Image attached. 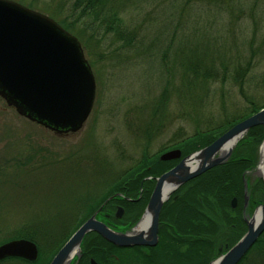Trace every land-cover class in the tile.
Wrapping results in <instances>:
<instances>
[{
  "label": "rangeland",
  "instance_id": "1",
  "mask_svg": "<svg viewBox=\"0 0 264 264\" xmlns=\"http://www.w3.org/2000/svg\"><path fill=\"white\" fill-rule=\"evenodd\" d=\"M140 7L139 14L126 15L129 27L137 34V49H120L119 43L108 38L95 42V45L91 43L88 49L90 56L84 50L95 76L96 97L92 112L79 132L57 136L19 116L0 98V237H13L16 230L21 229L28 221L37 222L39 219H35L43 213L46 218L44 220L51 221L59 215L62 220L73 218L74 222L79 221V218L89 214L88 208L96 198L102 196L108 184L105 181L111 179L110 176L137 166L143 158V145L146 141L139 136L138 128L145 127L147 115L165 86L163 63L160 57L155 59L153 56L163 44L168 46L172 36L174 44L171 50L178 49L181 31L174 30L175 23L180 20L177 9L165 7L159 10L156 3L146 0H142ZM34 10L44 13L39 9ZM205 23L206 18L200 19V28ZM213 28L208 36L219 35L218 39L225 35L227 29ZM248 28L249 31L253 29L252 25ZM187 31L190 32L191 28L185 30ZM233 32L234 35H239L240 27H235ZM192 36L196 37L194 32ZM150 45H155L151 51L153 56L151 53H142L144 47ZM230 55L233 53L226 55V58ZM219 56L222 57V54ZM170 58L167 63L174 64V59ZM173 73L177 79L171 82V90L173 86H180L182 81L176 71ZM195 91L200 108L198 116L192 114L187 121L179 120L180 102L177 94H173L166 109L164 130L147 148L149 156H159L165 152L163 149L171 145L180 128H184L185 134L191 136L195 133L197 123L205 128L206 122L211 120L212 126L220 127L225 120L224 113L237 116V112L245 106L237 87L230 83L219 81L213 85H205L204 89L196 88ZM254 92L250 90L251 94H256ZM73 155L83 156L80 180L62 178V182L54 177L51 184L52 181L47 177L49 173L31 168V165L38 167L39 160L45 156L62 160ZM29 156L34 157L32 162L27 159ZM90 159L106 166L88 167L87 161ZM17 161H21L22 169L27 171H19ZM256 179L259 180V177ZM90 194L94 197L88 198ZM255 209L248 214L249 217ZM246 231L247 229L245 233Z\"/></svg>",
  "mask_w": 264,
  "mask_h": 264
},
{
  "label": "trees",
  "instance_id": "2",
  "mask_svg": "<svg viewBox=\"0 0 264 264\" xmlns=\"http://www.w3.org/2000/svg\"><path fill=\"white\" fill-rule=\"evenodd\" d=\"M16 1L31 9H39L58 21L67 31L77 36L89 56L88 49L91 47V43L95 45V42L102 39L109 38L112 42L119 43L120 49L137 47L135 46L138 43L137 34L129 27L126 15L128 13L139 14L142 0ZM146 1L156 3L159 10L165 7H169L171 10L177 9L180 20L175 23L174 30L180 29L181 37L178 49L171 50L172 44H174L172 36L168 46L163 44L154 56L151 51L154 50L155 45L144 47L142 50V53H151L155 59L160 57L163 63L162 72H165V86L159 99L154 103L152 111L147 115L145 127L138 128L139 136L146 141L143 145L145 151L138 165L133 167H147L153 161L159 163L158 155L149 156L147 148L150 142L164 130L163 125L167 120L166 109L173 94H177L180 102L181 113H179L178 119L184 121H187L192 114L198 116L200 108L197 104L199 100L195 90L196 88L204 89L207 84L213 85L219 81L230 83L237 87L245 103L244 108L237 112L239 113L237 116L224 113L223 119L225 120L220 127L212 126L211 120L206 122L205 128H201L197 123L195 133L191 136H187L184 128H180L174 135L169 148L182 149L184 156L209 146L235 124L264 108V0ZM202 18H206V23L203 28H200L202 24H200V19ZM250 25L253 27L252 31H249ZM213 27L227 28L225 35L220 39H218L219 35L208 36L214 30ZM235 27L241 29L237 36L233 32ZM188 28H191V31L185 32V30H189ZM193 32L196 37L192 36ZM219 41L222 43L219 44ZM230 53L233 55L226 58V55ZM219 54H222V57ZM170 56L174 59V64L167 63V60L171 59ZM175 71L182 81L180 86H173L174 90H171L169 87L171 82L177 79L173 73ZM250 90H254L256 94H251ZM231 117L232 119H229ZM262 140V128L251 129L239 145V152L241 151L240 153L247 158L250 157L251 161L249 162L251 163L255 148L261 144ZM27 159L32 162L34 157L29 156ZM82 162V155L68 156L62 160H57L54 156H45L39 160L38 167L30 165L33 169L49 173L47 177L53 184L52 178L54 177H57L59 181L62 178L63 180H80L82 178L80 170ZM97 162V160H88V167L100 168L102 166L104 168L106 166L102 162L98 164ZM16 163L19 171H27L22 169L21 161ZM246 167L245 165L244 168ZM63 180L61 181L63 182ZM88 198L90 197L88 196ZM59 217L57 215V219L49 221L48 219L44 220L46 219L44 213L40 214V217L35 219H39L37 222L28 221L21 229L14 232L16 234H12L13 237H0V245L22 238L35 242L39 248V257L35 262L20 258H8L1 261L0 264H48L78 225L73 218L62 220ZM69 219L72 221L68 222ZM239 264H264V233Z\"/></svg>",
  "mask_w": 264,
  "mask_h": 264
},
{
  "label": "water",
  "instance_id": "3",
  "mask_svg": "<svg viewBox=\"0 0 264 264\" xmlns=\"http://www.w3.org/2000/svg\"><path fill=\"white\" fill-rule=\"evenodd\" d=\"M96 97V81L82 44L50 16L14 0H0V98L7 107L57 136L79 132L88 120ZM263 128L260 164L264 162V108L235 124L209 146L182 157L181 150L166 152L162 161L180 162L158 179L149 203L156 235L158 214L168 196L189 181L226 162L235 146L255 127ZM193 164V166H192ZM264 184V174L262 176ZM264 187V186H263ZM81 225L50 264H70L78 256L85 235L103 234L119 246L152 245L143 235L114 233L96 221ZM142 221L139 227L143 226ZM246 233L210 264H239L264 233L262 203L245 218ZM37 244L14 239L0 245V262L20 258L35 262Z\"/></svg>",
  "mask_w": 264,
  "mask_h": 264
},
{
  "label": "flooded vegetation",
  "instance_id": "4",
  "mask_svg": "<svg viewBox=\"0 0 264 264\" xmlns=\"http://www.w3.org/2000/svg\"><path fill=\"white\" fill-rule=\"evenodd\" d=\"M239 145L222 165L168 196L158 214L156 235L149 203L158 179L180 162L162 161L160 156L181 150L184 158L182 149L167 146L158 156L159 163L153 161L150 166L132 167L110 176L89 214L76 221V230L96 215V221L112 232L143 235L154 244L119 246L92 231L85 235L78 256L70 264H210L245 234V218L263 201L264 184L258 173L261 144L255 148L251 163L250 157L239 152Z\"/></svg>",
  "mask_w": 264,
  "mask_h": 264
},
{
  "label": "bare ground",
  "instance_id": "5",
  "mask_svg": "<svg viewBox=\"0 0 264 264\" xmlns=\"http://www.w3.org/2000/svg\"><path fill=\"white\" fill-rule=\"evenodd\" d=\"M192 166H193V164H192ZM258 173H259L260 176H263V174H264V162H263V160H262L261 164L259 165ZM34 243H35V242H34ZM35 244H36V243H35ZM37 246H38V245H37ZM38 249H39V248H38Z\"/></svg>",
  "mask_w": 264,
  "mask_h": 264
}]
</instances>
